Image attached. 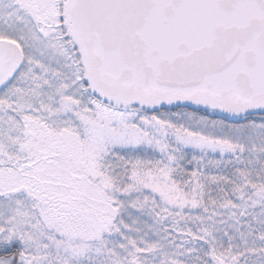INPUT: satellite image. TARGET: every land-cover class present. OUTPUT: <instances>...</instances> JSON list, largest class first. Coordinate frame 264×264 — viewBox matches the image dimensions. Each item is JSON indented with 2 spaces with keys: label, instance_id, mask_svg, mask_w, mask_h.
<instances>
[{
  "label": "snow or ice",
  "instance_id": "6c2138e0",
  "mask_svg": "<svg viewBox=\"0 0 264 264\" xmlns=\"http://www.w3.org/2000/svg\"><path fill=\"white\" fill-rule=\"evenodd\" d=\"M0 264H264V0H0Z\"/></svg>",
  "mask_w": 264,
  "mask_h": 264
}]
</instances>
